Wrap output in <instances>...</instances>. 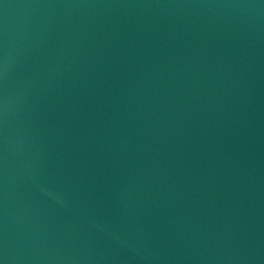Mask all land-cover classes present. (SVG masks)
I'll list each match as a JSON object with an SVG mask.
<instances>
[{
	"label": "water",
	"instance_id": "95a60500",
	"mask_svg": "<svg viewBox=\"0 0 264 264\" xmlns=\"http://www.w3.org/2000/svg\"><path fill=\"white\" fill-rule=\"evenodd\" d=\"M0 264H264V0H0Z\"/></svg>",
	"mask_w": 264,
	"mask_h": 264
}]
</instances>
